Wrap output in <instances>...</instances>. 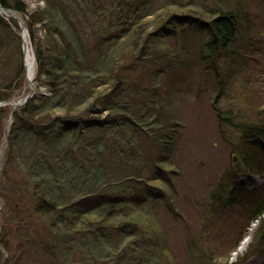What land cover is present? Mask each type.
<instances>
[{"label": "trees", "instance_id": "16d2710c", "mask_svg": "<svg viewBox=\"0 0 264 264\" xmlns=\"http://www.w3.org/2000/svg\"><path fill=\"white\" fill-rule=\"evenodd\" d=\"M38 1L44 5L32 10L29 0H0L24 20L36 81L51 90L38 89L13 113L2 211L16 224L41 218L43 228L31 222V233H20L28 249L40 247L32 253L41 254L39 264H171L162 214L178 211L175 158L185 128L178 84L201 90L212 80L222 93L251 68L249 12L240 0ZM20 32L18 20L0 12V72L7 73L0 102L29 91ZM194 63L205 69L198 81ZM11 108L0 105V147ZM227 111L218 115L220 129L229 128L227 142L235 136L240 162L217 184L212 209L248 206L246 228L256 225L247 256L257 257L264 255V183L252 186L237 174L241 165L264 171V117L234 104ZM206 260L204 253L193 263Z\"/></svg>", "mask_w": 264, "mask_h": 264}, {"label": "rangeland", "instance_id": "374dc122", "mask_svg": "<svg viewBox=\"0 0 264 264\" xmlns=\"http://www.w3.org/2000/svg\"><path fill=\"white\" fill-rule=\"evenodd\" d=\"M29 1L32 10L40 4L44 5L43 1ZM233 1L235 4L237 3V0ZM240 1L249 12L252 24L248 28L252 44L244 50L247 55L252 56L249 59L251 68L248 71L240 70V73L232 78L231 86L228 89L223 88L222 93L215 91L212 80L209 83V89L204 83L201 90L198 85L195 87L187 85L186 87L182 83L183 81L178 84L179 90L184 96L177 99L176 112L185 124L175 158L180 173L177 177V193L174 194L178 211L176 214L170 211V216L162 214V222L168 234L171 264H194L193 258H200L204 253L208 264L226 262L232 264L236 261H240V264H264V256H247L253 228L256 225L254 222L246 228L248 206L242 203L233 206L222 205V207L212 209V194L217 184L226 175L228 176L232 164L240 162L234 149L236 148V138L231 135V142H227L223 137L222 131L227 133L229 128L220 129L219 113L225 114V111L227 113V109L234 104L245 110L249 117L256 119L264 117L262 111L264 110V0ZM0 12L7 14L1 9ZM243 32L246 31L243 30ZM201 39V34L195 36L194 40L197 46H200ZM29 41L31 46V40L29 39ZM203 67L198 63L192 65L196 81L204 77L205 69ZM5 71L0 72V78L6 76ZM244 80H248L246 88H243ZM34 83L36 91L39 89L46 91L47 94L51 93L49 87L36 81V71ZM28 88L30 89L29 82ZM238 93L247 95L242 97L238 96ZM3 104H8V102H2L1 105ZM9 121L10 119L6 124ZM259 142L264 146L262 139ZM0 148L3 151L5 143H2ZM234 156H237L236 161L233 159ZM2 161L3 155L0 157V167ZM240 167L237 175L243 182L251 181L252 186H262L264 171L263 173L249 172L243 165ZM2 207L1 204L0 235L5 236L3 240L6 243L1 242L0 236V264H39V259L42 258L41 254L32 255V253L40 251V247L35 246L28 249V240L25 235L20 233L30 234L31 232H28L30 230L26 229L31 222L35 224L33 228H43L41 218L30 217L26 220V224H16L9 220V215L4 214ZM207 217H209L208 220L211 219L208 226L204 223ZM35 234V232L32 233L33 236ZM244 242L246 243L244 244ZM235 245L237 246L236 250L231 251ZM44 263L49 264L46 260Z\"/></svg>", "mask_w": 264, "mask_h": 264}, {"label": "water", "instance_id": "95a60500", "mask_svg": "<svg viewBox=\"0 0 264 264\" xmlns=\"http://www.w3.org/2000/svg\"><path fill=\"white\" fill-rule=\"evenodd\" d=\"M0 9H1L2 11L6 12L7 14H10V15L14 16V17L18 20V22H19V24H20V27H21L20 35H21V37H22V45H23V53H24V64H25V57H26V51H27V49H28V47H29V46H28V45H29V40H28V38H27V35H28V29H27L26 26H25L24 20L22 19V17H20V16L17 14V12H16L14 9H12V8H8V7H5V6L2 5V3H0ZM33 56H34V59H35V62H36V58H35V54H34V52H33ZM25 72H26V78H27V80H28V82H29V85H30V90H29V92H28L23 98H21V99H18V100H15V99H13V100H6V102L12 104V108H11V116H10V121H9V122H11L12 119H13V113H14L15 109H16L17 107H20V106L23 105L24 103H26V102L29 100V98L32 97V96L34 95V93H35V91H36V84L34 83V78H33V80L29 78V76H28V74H27L26 65H25ZM34 77H35V75H34ZM1 104H2V102H0V105H1ZM9 122H8V123H9ZM8 123H7L6 127H5V134H6V147H7V145H8V137H7V136H8V131H9ZM4 151H5V150H3V152H4ZM3 152L0 153V157L2 156ZM234 160H235V161L237 160V156H234ZM0 174H1V168H0Z\"/></svg>", "mask_w": 264, "mask_h": 264}, {"label": "bare ground", "instance_id": "6f19581e", "mask_svg": "<svg viewBox=\"0 0 264 264\" xmlns=\"http://www.w3.org/2000/svg\"><path fill=\"white\" fill-rule=\"evenodd\" d=\"M28 46L29 47L26 51V57H25V65H26L27 74H28L29 78L33 80L34 75H35V71H36V65H35V59L33 56V50L31 48L30 44ZM245 243L246 242H244V244Z\"/></svg>", "mask_w": 264, "mask_h": 264}]
</instances>
